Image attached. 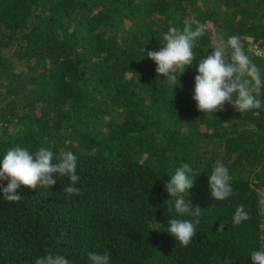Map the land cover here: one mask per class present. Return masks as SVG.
I'll return each mask as SVG.
<instances>
[{"label":"trees","instance_id":"trees-1","mask_svg":"<svg viewBox=\"0 0 264 264\" xmlns=\"http://www.w3.org/2000/svg\"><path fill=\"white\" fill-rule=\"evenodd\" d=\"M197 22L198 59L239 36L264 77V0H0V159L14 147L71 151L82 193L68 198L67 177L22 185L19 202L0 193V264L49 251L70 264L105 251L111 264H253L264 248V88L260 109L205 115L192 99L199 60L171 85L142 51ZM217 162L232 177L225 201L210 196ZM183 163L195 181L185 199L204 211L187 247L147 224L196 219L170 210L163 187ZM241 204L250 219L235 225Z\"/></svg>","mask_w":264,"mask_h":264},{"label":"clouds","instance_id":"clouds-1","mask_svg":"<svg viewBox=\"0 0 264 264\" xmlns=\"http://www.w3.org/2000/svg\"><path fill=\"white\" fill-rule=\"evenodd\" d=\"M204 32L205 25L199 22L196 23L195 30L191 26L183 29L170 26L163 34L159 50L145 52L144 48V56L156 65L157 79L162 77L167 83L175 85L185 70L193 65V61L199 60L192 93L198 111L213 116L216 112L224 111L225 104L240 114L260 109L262 100L258 97L260 90L264 88V77L259 66L244 51L241 38L234 35L225 42L220 37L212 48L213 52L198 59L194 53L195 42ZM177 72L180 73L179 77ZM76 169L77 158L71 151L61 149L57 154L47 147H40L35 152L22 147L10 148L0 159V193L6 201L19 202L24 199L18 191L22 185L33 190L40 187L51 189L57 183L56 177H67L70 183L63 191L68 194V198L79 196L82 193L75 186L80 181ZM193 174V168L188 163H183L163 187L170 197L167 200L170 210L174 204V210L179 216L196 219L170 218L167 226L155 218L147 221L150 231L159 233L162 228H166L163 232L174 237L182 247H187L196 236L199 217L204 212L198 205L193 206L190 200L185 199L184 194L188 195L194 186ZM231 180L229 169L222 162H217L208 176L211 198L225 201L232 196L234 190ZM248 219L250 214L241 204L236 209L232 222L239 225ZM224 226L221 222L218 233L224 230ZM250 256L253 264H264V248L252 251ZM88 261L89 264H111L107 251L89 252ZM35 264H70V261L63 255H54L49 251L37 257ZM224 264L229 262L225 260Z\"/></svg>","mask_w":264,"mask_h":264},{"label":"built area","instance_id":"built-area-1","mask_svg":"<svg viewBox=\"0 0 264 264\" xmlns=\"http://www.w3.org/2000/svg\"><path fill=\"white\" fill-rule=\"evenodd\" d=\"M254 48L256 49L257 53H261L260 50L258 49V46L257 45H254Z\"/></svg>","mask_w":264,"mask_h":264},{"label":"rangeland","instance_id":"rangeland-1","mask_svg":"<svg viewBox=\"0 0 264 264\" xmlns=\"http://www.w3.org/2000/svg\"><path fill=\"white\" fill-rule=\"evenodd\" d=\"M263 195H264V192H263ZM263 206H264V198H263Z\"/></svg>","mask_w":264,"mask_h":264}]
</instances>
